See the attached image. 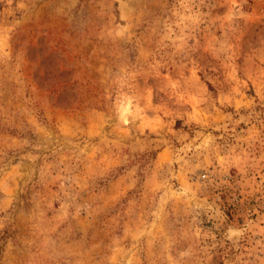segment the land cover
<instances>
[{"label": "rangeland", "instance_id": "rangeland-1", "mask_svg": "<svg viewBox=\"0 0 264 264\" xmlns=\"http://www.w3.org/2000/svg\"><path fill=\"white\" fill-rule=\"evenodd\" d=\"M0 264H264V0H0Z\"/></svg>", "mask_w": 264, "mask_h": 264}]
</instances>
